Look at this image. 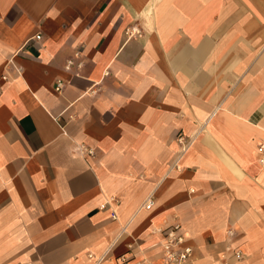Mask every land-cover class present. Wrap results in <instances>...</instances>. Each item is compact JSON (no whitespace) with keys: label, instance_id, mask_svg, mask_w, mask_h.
<instances>
[{"label":"crops","instance_id":"0c3cea01","mask_svg":"<svg viewBox=\"0 0 264 264\" xmlns=\"http://www.w3.org/2000/svg\"><path fill=\"white\" fill-rule=\"evenodd\" d=\"M262 145L264 0H0V264H264Z\"/></svg>","mask_w":264,"mask_h":264},{"label":"built area","instance_id":"2783aa9c","mask_svg":"<svg viewBox=\"0 0 264 264\" xmlns=\"http://www.w3.org/2000/svg\"><path fill=\"white\" fill-rule=\"evenodd\" d=\"M136 29L132 30V34H136ZM137 34H139L137 32ZM36 40L40 41L42 39V36L39 34L35 38ZM73 64V62H70L67 66V69H70V66ZM63 82L59 81L57 83L56 90L58 92H61L63 89ZM192 138L187 142L184 137L178 138V143L180 145V150L178 152L179 158H182L187 151L189 150L190 146L192 145ZM258 152L261 154L260 163L262 166H264V145H262ZM91 153V152H90ZM154 202L151 198H149L145 204L143 205V209L150 210L153 208ZM105 206H102L104 208ZM113 218L117 219V216L115 213H113ZM163 235V240L161 243V246L163 248V263L164 264H186L193 258V248L189 246L184 238L183 232H182V226L180 223L175 222L172 225L167 226L166 228L159 229L158 230ZM236 259H241L242 254L240 251L235 253ZM123 262H126L125 256L122 258ZM222 259L226 260V254L222 256ZM222 264H228L227 262H223Z\"/></svg>","mask_w":264,"mask_h":264},{"label":"rangeland","instance_id":"374dc122","mask_svg":"<svg viewBox=\"0 0 264 264\" xmlns=\"http://www.w3.org/2000/svg\"><path fill=\"white\" fill-rule=\"evenodd\" d=\"M224 5H226L225 2H224ZM242 15L243 14H241V13H232L231 12L229 14L228 20H230V21H240V20H242V17H241ZM222 31H224V34H223V36H224L226 34V30H222ZM251 32H253V30Z\"/></svg>","mask_w":264,"mask_h":264}]
</instances>
